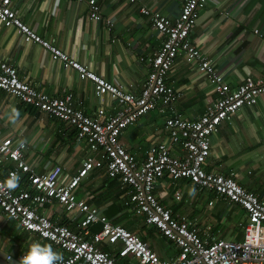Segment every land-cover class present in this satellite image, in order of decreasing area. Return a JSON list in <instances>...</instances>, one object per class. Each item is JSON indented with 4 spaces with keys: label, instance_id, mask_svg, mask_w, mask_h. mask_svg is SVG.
Wrapping results in <instances>:
<instances>
[{
    "label": "crops",
    "instance_id": "1",
    "mask_svg": "<svg viewBox=\"0 0 264 264\" xmlns=\"http://www.w3.org/2000/svg\"><path fill=\"white\" fill-rule=\"evenodd\" d=\"M102 17L113 23L108 30L106 20L89 18L88 8L78 0H12L11 6L21 21L41 38L86 66L107 82L122 85L126 92L139 96L149 70L148 61L160 49L165 37L152 28L151 19L141 9L158 12L175 19L185 0H96ZM189 40L204 56L213 60L214 67L225 82L236 87L247 76L264 78V0H209L200 12ZM14 67L18 78L37 92L50 98L71 95L74 108L97 118L98 110L106 119L119 110L117 101L109 96L94 95L93 83L80 80L76 71L63 68L38 44L24 42L13 28L0 25V63ZM167 84L178 90L181 97L171 108L158 104L153 110L122 130L119 142L138 164L145 161L149 148L158 143L168 144L164 120L172 113L187 120H197L214 104L217 95L206 77L197 70V62L187 63L177 56L168 73ZM0 130L13 141L27 145L24 158L35 173H44L59 166L60 179L66 182L74 176L91 153L84 140L76 139L74 128L37 108L21 103L0 90ZM210 155L205 164L209 172L233 178L244 189L255 193L264 202V97L252 107L241 108L230 122L222 123L210 137ZM180 156V147L170 148ZM9 164H0V177L8 184ZM27 176L18 181L14 190L28 189ZM181 190L208 197L207 208H192L183 201ZM129 188L119 179L108 178L103 170L95 169L76 189V197L99 211L111 225L124 227L145 241L160 259H174L175 246L156 229L146 226L143 216L135 212L129 201ZM185 193V192H184ZM153 194L175 218L194 223L198 233L208 239L241 241L245 212L214 192L193 186L188 180H158ZM176 197H179L178 199ZM39 212L52 222L65 225L78 233L83 215L66 212L56 203L39 206ZM197 209V210H196ZM208 211L216 223L200 222L198 213ZM232 221L236 225L230 227ZM209 227V229H208ZM100 223L88 228L98 233ZM164 242L160 247L158 242ZM51 245L37 234L22 230L19 224L0 211V248L17 257L28 254L33 244ZM159 246V248H158ZM99 247L115 254L117 264H137L131 257H120V244L103 242ZM161 248V249H160Z\"/></svg>",
    "mask_w": 264,
    "mask_h": 264
},
{
    "label": "built area",
    "instance_id": "2",
    "mask_svg": "<svg viewBox=\"0 0 264 264\" xmlns=\"http://www.w3.org/2000/svg\"><path fill=\"white\" fill-rule=\"evenodd\" d=\"M78 1L87 5L91 20H106L96 0ZM208 2L185 0L175 19L141 9L142 14L151 19L152 28L165 39L155 56L147 62L149 70L143 89L139 96H134L122 85L105 81L38 36L17 16L11 6L12 0H0V25L15 29L24 42L38 44L54 61L61 62L63 68L76 71L80 80L91 81L96 97L109 96L120 106L108 119L102 109L98 110L97 118H92L73 107L71 95L50 98L20 80L14 67L0 63L1 91L74 128L76 139L84 140L91 153L97 156L87 157L76 174L62 182L59 166L44 173H35L24 158L27 145L23 141H13L0 130V164H9L7 178L10 180L16 176L20 181L27 176L29 186L28 189L14 190L0 177V211L6 218L17 222L22 230L37 234L63 251L62 264H117L115 254L110 255L99 247L103 242L120 244L116 254L131 257L137 264H264V202L233 178L205 169L210 155V137L222 123L230 122L241 108L252 107L264 97V78L247 76L236 87L229 86L214 67L213 60L204 56L189 40L190 32ZM106 26L110 30L113 23L106 20ZM177 56H182L187 63L197 62L198 72L206 77L217 99L197 120L170 114L163 127L168 144L151 146L145 161L138 164L120 144L119 136L122 130L136 123L158 104L171 108L181 97L178 90L167 84L168 73ZM174 146L180 147V156L171 154L170 148ZM95 169L103 170L108 178L119 179L129 188V201L135 212L143 216L146 226L156 229L177 249L174 259H160L136 233L111 225L98 210L77 199L75 193L80 182ZM165 177L188 180L193 186L214 192L229 204L241 208L246 214L242 240L212 239L208 242L198 233L193 222L173 217L153 194L156 182ZM54 203L66 212L78 210L83 215L79 225L81 232L76 233L65 225L52 222L37 209ZM95 223H100L101 229L91 235L88 228ZM24 256L26 254L18 260L21 262ZM12 257L8 255L6 260Z\"/></svg>",
    "mask_w": 264,
    "mask_h": 264
},
{
    "label": "clouds",
    "instance_id": "3",
    "mask_svg": "<svg viewBox=\"0 0 264 264\" xmlns=\"http://www.w3.org/2000/svg\"><path fill=\"white\" fill-rule=\"evenodd\" d=\"M18 181L19 177L13 176L8 181V187L14 189L18 185ZM62 261V255L54 251L51 245L36 243L31 246L28 254L22 258L21 264H62Z\"/></svg>",
    "mask_w": 264,
    "mask_h": 264
},
{
    "label": "rangeland",
    "instance_id": "4",
    "mask_svg": "<svg viewBox=\"0 0 264 264\" xmlns=\"http://www.w3.org/2000/svg\"><path fill=\"white\" fill-rule=\"evenodd\" d=\"M185 192V193H184ZM180 193L182 194V196L184 197L183 198V201L185 202H187V204H191V207L192 208H202V207H204V208H207L206 206H207V202H208V197L207 196H205L204 194H202L201 192H199L198 194H197V196H194V195H192V199H190V193H188V191L186 190V191H184V190H181L180 191ZM197 210V209H196ZM198 215V217H199V220H201L200 222H204V223H207V222H212V223H216L215 222V220H214V218L215 217H213V216H210L209 214H208V211H207V209H206V211H204V212H200V213H198L197 214ZM236 225V222L235 221H232L231 223H230V227H233V226H235ZM159 244H160V247H164V245H165V243L164 242H162V241H160V242H158ZM158 248H159V246H158ZM161 249V248H160ZM15 258H17V257H15ZM18 258H20V256H18Z\"/></svg>",
    "mask_w": 264,
    "mask_h": 264
},
{
    "label": "water",
    "instance_id": "5",
    "mask_svg": "<svg viewBox=\"0 0 264 264\" xmlns=\"http://www.w3.org/2000/svg\"><path fill=\"white\" fill-rule=\"evenodd\" d=\"M8 254L0 248V264H21L18 258L12 257L9 260H6Z\"/></svg>",
    "mask_w": 264,
    "mask_h": 264
},
{
    "label": "trees",
    "instance_id": "6",
    "mask_svg": "<svg viewBox=\"0 0 264 264\" xmlns=\"http://www.w3.org/2000/svg\"><path fill=\"white\" fill-rule=\"evenodd\" d=\"M223 198V197H222ZM121 264V263H120Z\"/></svg>",
    "mask_w": 264,
    "mask_h": 264
}]
</instances>
